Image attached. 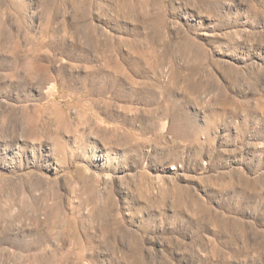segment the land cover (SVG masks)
I'll return each instance as SVG.
<instances>
[{
    "label": "rangeland",
    "instance_id": "obj_1",
    "mask_svg": "<svg viewBox=\"0 0 264 264\" xmlns=\"http://www.w3.org/2000/svg\"><path fill=\"white\" fill-rule=\"evenodd\" d=\"M0 264H264V0H0Z\"/></svg>",
    "mask_w": 264,
    "mask_h": 264
}]
</instances>
